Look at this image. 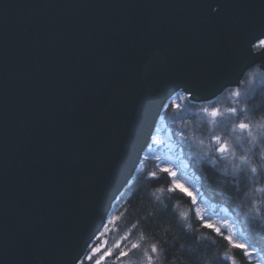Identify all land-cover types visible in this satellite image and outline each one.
I'll list each match as a JSON object with an SVG mask.
<instances>
[{"label": "water", "instance_id": "1", "mask_svg": "<svg viewBox=\"0 0 264 264\" xmlns=\"http://www.w3.org/2000/svg\"><path fill=\"white\" fill-rule=\"evenodd\" d=\"M197 2L0 0V231L27 236L8 259L72 264L78 257V264L86 255L139 171L152 141L149 127L153 135L164 111L160 100L168 103L170 90L153 103L154 121L137 138L139 160L126 157L105 193L103 222L99 215L90 221L91 204L118 159L123 125L138 111V95L189 65L203 71L217 63L206 55L214 43L191 6ZM253 55L251 68L208 83L192 102L213 100L223 83L239 87L256 66L264 72V51ZM72 149L76 163L68 156ZM42 218L46 229L39 227Z\"/></svg>", "mask_w": 264, "mask_h": 264}, {"label": "snow or ice", "instance_id": "2", "mask_svg": "<svg viewBox=\"0 0 264 264\" xmlns=\"http://www.w3.org/2000/svg\"><path fill=\"white\" fill-rule=\"evenodd\" d=\"M191 6L195 7L200 12V20L207 27L208 33L214 43V47L210 48L206 55L209 58L216 59L217 63L203 71L197 70L189 65L185 71L171 75L166 85L160 86L155 83L151 84L138 95L136 98L138 111L133 115L130 121L125 122L123 125L124 139L114 148L118 159L110 171L104 186L91 204L90 221L95 220L99 215L103 222L107 212L104 205L105 193L110 189L125 158L136 154L137 160H139V154L136 153V141L149 120L154 121L151 108L156 99L160 97L161 92H165V89L170 90L169 92H165V98L169 100L170 103H165V99H161V108L165 110L168 108L175 109L178 114L186 112L187 108L184 106V103L195 101L200 98V92L204 90L208 83L221 80L227 81L229 74L237 70L239 73L243 74L245 69L251 68L255 63L256 57L253 55L254 51L258 49L264 51V0H261L259 4L256 3V0H198L197 3ZM258 41L259 44H257ZM105 63L106 66L111 68L110 59H107ZM153 72V65L150 63L145 64L144 74L150 77ZM250 75L252 74L250 73ZM235 83L238 86L240 80L237 79ZM220 87L221 90H225L229 87V84L223 83ZM177 89L181 91L176 94V99L173 100L170 93L176 92ZM181 93L183 94L181 95ZM232 95L238 101L243 102L241 100V91L238 87L232 91ZM67 110L73 111L74 109L69 105ZM200 111L209 117L213 124L224 120L225 117L230 120H235L233 131L235 132L238 129L241 133H247L251 145L243 155L237 157L234 148L227 141L223 140L221 136L214 134L211 137L208 149L209 152H212L214 146V152L205 162L215 167L217 161L222 159L231 165L234 175L242 169H246L251 174L253 184L257 182V178L264 177V132L257 134L253 131L254 127H264V125L252 124L247 116V107L239 108L234 105L227 108L224 112L216 107H212L211 109L202 107ZM241 114L244 116L243 119L239 118ZM185 119L186 118L183 116L180 117L181 124H183ZM21 135H23V132H21ZM174 135H176L180 141H187L190 146L195 145L200 147L204 144L203 140L192 139L182 126L177 129ZM149 136L153 143H159L152 135V126L149 127ZM68 156L73 163L78 162L80 159L75 149L69 151ZM145 159H147V157H145ZM157 159L160 160V157H157ZM237 159L239 163H236ZM33 163L36 164L37 161ZM161 174L174 178L170 181L171 187L167 189L169 192H175L178 189L181 193L190 197L192 204L197 203V196L193 195V193L181 184L178 179H175L176 172L168 165L166 160H161L160 164L157 166V171L149 173L148 182L158 181ZM158 191L159 193H163L165 189L160 188ZM255 193L264 194V187H253L251 191L240 190L237 192V195L249 198V202L252 205L249 209V215L253 216V218L264 220V216L261 215L262 209L260 205L252 199ZM152 195L155 196L157 201L161 200L160 195L156 193ZM261 199H264V196H262ZM163 213L164 208L157 205L149 219H156L157 217L162 218ZM181 215L184 216L183 213ZM196 215L199 216V210H197ZM184 219H187V217L184 216ZM201 220H203V217H201ZM109 223H112V221L109 220ZM177 224L182 227L178 222ZM205 226L213 228L211 224H205ZM39 227L46 229L48 227V221L42 218ZM82 227L84 231H87L86 224ZM132 227L135 228L136 225L133 224ZM190 227L191 225H189V228ZM213 231L227 241L230 249H239L241 257L246 258L248 264H251L254 256H259L261 261H264V248H261L259 252H257L254 243H243L240 242L239 239L234 240L231 236L222 234L219 227L213 228ZM26 239L27 236L24 233H17L9 237L3 231H0V264H40L37 260L29 262L19 258L8 259L9 251ZM123 239L127 240L128 235L126 234ZM141 240H143V237H141ZM116 247L120 249L117 253L118 257L123 258L128 257L134 250L141 249V243H133L128 249L121 248L119 244L116 245ZM207 247L210 248L211 245H207ZM99 251V249H94L93 255ZM150 251L155 255L156 260L161 261V264H163V261L167 259V242L158 239L157 242L151 244ZM111 254V252L107 253L109 256ZM144 254L147 259V264H155L153 255H149L147 250H145ZM92 258L93 256L88 257L89 260ZM223 259L230 261L231 264H236L235 258L227 254H225ZM77 260L78 257L74 258L72 264H77ZM217 261H219V257H217ZM80 264H83V261H80ZM96 264H100V261L97 260ZM208 264H212V262L209 261Z\"/></svg>", "mask_w": 264, "mask_h": 264}, {"label": "trees", "instance_id": "3", "mask_svg": "<svg viewBox=\"0 0 264 264\" xmlns=\"http://www.w3.org/2000/svg\"><path fill=\"white\" fill-rule=\"evenodd\" d=\"M250 73L256 81L245 96L243 107L248 109V118L260 125L264 121V72L258 67L250 69L244 75L241 86L248 81ZM233 90V88H229L223 93ZM199 105L186 102L184 106L188 110H193L194 106ZM182 113H179L177 125L181 124ZM163 118L168 123L172 120L171 117H168L167 110L163 112ZM191 124L193 125V122ZM191 167L200 178V189L207 202L225 206L240 226L248 243H254L258 252L264 248V220L249 215V209L252 206L249 198L237 195L240 190L251 191L253 187H264V177L257 178V182L253 184L248 170L243 169L234 175L230 169L223 166L220 160L217 161L215 167L206 163L204 159L198 163H192ZM153 171H157L154 161L145 159L132 184L131 192L121 205L118 218L110 230L109 236L113 242L122 240V242L131 241L132 244L141 243V249L134 250L128 257H120L121 264L141 262L146 258L145 250L149 255H153L155 264H161V261H157L155 255L150 251L151 244L157 242L158 239L167 242V259L163 261V264H208L209 261L212 264H231L230 261L223 259L225 254L234 257L236 264H248L246 258L241 257L239 249H230L222 236H218L213 228L206 227L203 221L197 217L190 197L178 189L175 192L167 190L171 187L170 176L161 174L158 181L149 183L148 175ZM160 188L165 191L159 193L158 189ZM153 193L160 195L161 200L157 201L152 195ZM262 196L264 194L255 193L252 199L260 205L261 215L264 216ZM157 205L164 208L163 217L149 219ZM182 213L187 219H184ZM177 222L182 227L178 226ZM133 224L136 225L135 228L132 227ZM189 225H191L190 228ZM221 233L226 235L223 231ZM126 234L128 239L124 240ZM207 245H211V247L209 248ZM88 254L89 250L81 260L83 264H91V261H86ZM116 254L111 259L115 256L118 258ZM217 257H219V261H217ZM251 264L255 263L251 261Z\"/></svg>", "mask_w": 264, "mask_h": 264}, {"label": "rangeland", "instance_id": "4", "mask_svg": "<svg viewBox=\"0 0 264 264\" xmlns=\"http://www.w3.org/2000/svg\"><path fill=\"white\" fill-rule=\"evenodd\" d=\"M255 81V77L251 75L247 82H244L242 86L240 85L241 87H238L241 91L242 101L248 94L249 89L253 86ZM182 94L183 93H181V95ZM172 99L175 100L176 95ZM168 103H170V101ZM234 105L238 106L239 108H244L243 102L238 101L232 95V91H229L227 93H223L214 100H211L207 103H201L199 106H194L192 108L193 110L187 109L186 112L181 114L186 119L183 121V124L180 125H182V127L184 126L183 128L187 131L190 137L194 140L204 141L203 146L200 147L195 145L190 146L187 141H180L179 138L174 135L177 129L181 127L176 123L180 114H178L175 109L168 108V117H171L172 120L168 123L165 118L162 117V119L159 121L157 131L154 135L155 139L159 141V143H153L152 141L151 145L145 152L143 160H145V157H147V159L154 161L156 166L160 164L161 160H166L168 165L176 172L175 179H178L181 184H183L189 189V191L193 193V195L197 196V203L194 204L195 213L197 210H199V216L197 217L200 220L201 217H203L202 221L204 224H211L213 228L219 227L221 231H223L226 235L231 236L234 240L239 239L240 242L248 243L240 226L233 218L229 210L225 206H218L207 202L200 189V178L191 167L192 163H198V161L203 159L206 160L209 156H212L214 152V146L212 152H209L208 149L211 137L214 134L221 136L223 140L227 141L236 151L237 157L243 155L251 147L247 133H241L238 129L235 132L233 131V128L235 127V120H230L225 117L224 120L213 124L211 119L200 111L202 107H208L209 109L216 107L224 112L227 108ZM239 118L243 119V114H241ZM192 122L193 125L191 124ZM251 122L253 125H257V123L253 122L252 120ZM260 125H264V121ZM253 131L254 133L259 134V132H264V127H254ZM157 157H160V160H158ZM220 161H222V164L225 168H228L232 171L231 165L228 164V162L222 159H220ZM236 163H239L238 159ZM137 175L138 173L135 175L133 181L125 189L124 193L115 202L107 225L89 247V254L86 257V261H91V264H96L97 260L100 261V264H121V261H119L120 257L117 258V256H115L116 258L114 257L111 259L112 256L115 255V253H118L120 250L116 247V245L119 244L121 248L124 249L131 247V241H111L109 233L113 228L116 219L118 218L121 205L131 192L132 184L135 181ZM170 179L172 181L174 178L170 177ZM109 220H111L112 223H109ZM94 249H99L100 251L93 255ZM255 250L257 251L256 248ZM108 252H111L112 254L109 256L107 255ZM89 256H93V258L89 260ZM252 261L255 264H264V261H261L259 256H254ZM127 264L131 263L127 262ZM137 264H147V259L145 258Z\"/></svg>", "mask_w": 264, "mask_h": 264}]
</instances>
